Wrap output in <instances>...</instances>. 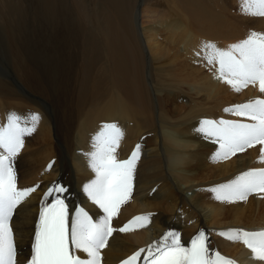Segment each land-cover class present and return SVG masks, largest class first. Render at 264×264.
<instances>
[{
	"label": "bare ground",
	"instance_id": "bare-ground-1",
	"mask_svg": "<svg viewBox=\"0 0 264 264\" xmlns=\"http://www.w3.org/2000/svg\"><path fill=\"white\" fill-rule=\"evenodd\" d=\"M73 1L87 7L85 0ZM111 1L102 0L104 9L101 6L94 18L84 13L77 26L68 15L57 14L59 3L52 1L48 19L53 28L62 27L53 32L52 77L47 75L50 66L45 77L33 62L19 69L21 86L16 88L13 79H0V88L10 89L0 91L4 97L0 101L16 108L5 112L7 107L0 102V124L7 122L12 111L40 116L15 164L18 187L39 185L13 218L18 247L23 245L26 253L30 250L41 200L54 183L68 187L71 208L85 207L96 218L99 210L83 192V186L95 177L87 154L101 126L114 122L124 131L117 149L119 159L128 158L137 144L142 147L132 197L113 219V227L137 215H153L144 228L113 233L102 250L103 264H115L146 248L166 231H178L182 241H187L202 228L210 232L211 246L237 264L260 262L242 242L229 241L219 233L239 227L264 229V194L226 203L215 199L209 189L243 171L264 167L259 160L262 146L217 161L213 157L218 145L195 129L206 118L246 120L225 109L264 98L258 85L237 92L217 79L202 49L205 42L227 48L251 31L264 32V18L242 12V0H130V8L121 16ZM66 43L75 48V57L85 60L76 77H64L71 63L63 59L67 53V59H72ZM27 259L18 255V261Z\"/></svg>",
	"mask_w": 264,
	"mask_h": 264
},
{
	"label": "snow or ice",
	"instance_id": "snow-or-ice-1",
	"mask_svg": "<svg viewBox=\"0 0 264 264\" xmlns=\"http://www.w3.org/2000/svg\"><path fill=\"white\" fill-rule=\"evenodd\" d=\"M241 10L264 18V0H242ZM202 49L203 59L215 69L217 79L237 92L258 85L264 93V32L251 31L247 38L227 48L205 42ZM225 111L247 119L206 118L195 129L218 145L213 158L228 160L261 145L259 160L264 162V98H252ZM39 120L37 113L24 116L12 111L7 122L0 124V264H103L102 250L108 247L113 233L134 231L151 222L153 214L146 213L118 228L112 223L132 197L142 145L137 144L128 158L119 159L117 149L124 131L117 123L103 124L93 137V150L87 154L95 177L83 186V192L97 206L99 214L94 219L79 205H73L70 211L68 187L54 183L41 200L33 240L26 253L23 245L18 247L13 218L18 217V209L39 185L18 187L15 164L25 138L36 131ZM209 191L215 199L226 203L247 201L254 193L264 194V167L243 171ZM219 235L232 242H242L251 250L253 259L264 262V229L229 228ZM211 245L210 232L206 229H200L187 243L182 241L180 232L169 230L121 264H138V261L140 264H237ZM18 255H27L28 259L18 261Z\"/></svg>",
	"mask_w": 264,
	"mask_h": 264
},
{
	"label": "rangeland",
	"instance_id": "rangeland-1",
	"mask_svg": "<svg viewBox=\"0 0 264 264\" xmlns=\"http://www.w3.org/2000/svg\"><path fill=\"white\" fill-rule=\"evenodd\" d=\"M52 1H56L59 3L58 12H56V13L68 15V17L70 18V21L73 24H75L74 26H77V24L84 18V13L90 12L91 17L94 18L95 13H98V15H100L101 6H102V10L104 9L103 4H101L102 0H97V3L93 4V5L91 3V2H93V0H85L87 7L84 6L83 7L84 9L80 5L77 6L73 0H0V7H1L0 8V79L5 78V80H6V79L10 78L11 80L12 79L15 80V81H13V84L15 85L16 88L19 86L18 84H20V83L18 81L21 79L20 76H22L19 69H21L23 66L30 67L33 62H35V63L37 62V65L41 68V70H43L42 72L44 73L45 77H47L46 74L48 72L50 74V75L47 74L48 77H52V72H50V71H52L51 70V62H50L51 59H50L49 55H53L52 48H53V44L56 40L53 37V35H54L53 32H55V28L61 27L60 25H57V26L54 25V28H53V24H52L51 20L48 19L49 15H47V14H49V12H51L50 4L52 3ZM129 1L130 0H114V1L112 0L111 5L113 6L114 10L117 11V14L121 16L124 12H126L130 8L131 3H129ZM71 2H72V4H71ZM48 6H49V8H48ZM69 7H71V8H69ZM68 13H70V14H68ZM13 17H15L16 20L19 19L18 22H20V21L21 22L18 23ZM2 18L4 20H2ZM22 19H24V20L22 21ZM40 19H43L42 21H44V22L42 23V21H41V24L39 25L37 22H39L38 20H40ZM21 23L22 24L24 23V24L22 25ZM85 24H87V23H85ZM42 25L45 27H43ZM49 25H52V26L50 27ZM47 26H49L51 29ZM40 27H42V28H40ZM52 29H53V31H52ZM61 29H62V27H61ZM94 32H97V30ZM40 34H42V35H40ZM43 37H44V39H43ZM45 37H46V39H45ZM49 39H51V40H49ZM43 40H45V41H43ZM31 44H33V45H31ZM68 44H70V43L65 44L66 49H68L69 51L72 50L71 51V54H72L71 58L73 60L69 59V58L67 59V56L69 55L68 53H67V56L65 55V57L63 59L64 62L66 60H68V61H70L71 65L67 69V71H69V72H66L64 70V77H66L67 75H68V77H71V75H73L72 77H74L75 75L78 76L77 74H79L81 67L83 69V63L85 62V60L83 59V57L81 55H77V57H75L77 54V52L75 51V48L73 47L72 49H70L68 47ZM33 46H34V50H33ZM48 49H50V50H48ZM45 50H46V52H45ZM39 51H40V53H39ZM17 54H19V56H16ZM22 54H24V55H22ZM34 56L37 58H35ZM81 57H82V59H81ZM29 59H31V60L29 61ZM75 64H77V66ZM73 65H75V66L73 67ZM46 67H47V69H46ZM48 67H49V70H48ZM76 67H78V68H76ZM47 70H48V72H47ZM74 70L76 73L74 72ZM17 72H19V73H17ZM73 72L75 74H73ZM19 74H20V76L18 77ZM20 86H21V84H20ZM5 88L6 87L0 88V91L5 92L6 89L10 90L8 87L6 89ZM1 89H4V91H2ZM1 97L4 98L2 95H0V99H1ZM0 102L4 104L3 106L7 107L5 112H7L8 110L16 109L13 106H7L8 103L5 102V100H3V99Z\"/></svg>",
	"mask_w": 264,
	"mask_h": 264
}]
</instances>
